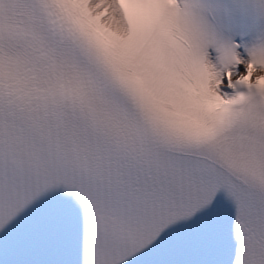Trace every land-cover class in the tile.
<instances>
[{"label":"snow or ice","instance_id":"6c2138e0","mask_svg":"<svg viewBox=\"0 0 264 264\" xmlns=\"http://www.w3.org/2000/svg\"><path fill=\"white\" fill-rule=\"evenodd\" d=\"M0 264H264V0H0Z\"/></svg>","mask_w":264,"mask_h":264}]
</instances>
